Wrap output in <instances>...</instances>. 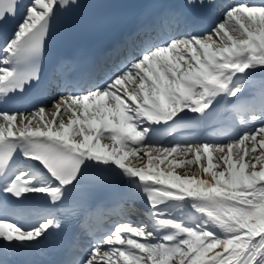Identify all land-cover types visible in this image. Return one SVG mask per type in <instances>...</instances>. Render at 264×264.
Here are the masks:
<instances>
[{
	"label": "snow or ice",
	"instance_id": "6c2138e0",
	"mask_svg": "<svg viewBox=\"0 0 264 264\" xmlns=\"http://www.w3.org/2000/svg\"><path fill=\"white\" fill-rule=\"evenodd\" d=\"M82 6L0 0V22L19 14L0 46V105L52 100L0 110V257L32 250L62 227L50 212L28 223L30 201L61 205L95 169L144 199L147 219L116 222L65 264H264V0L223 6L209 28L191 16L212 0H186L187 11L163 14L115 71L99 76L87 64L74 69L75 82L60 83L59 68L45 74L43 61L59 19ZM169 18L183 30L157 31ZM220 109L238 126L235 135L157 146L160 129L171 135L186 122L206 124Z\"/></svg>",
	"mask_w": 264,
	"mask_h": 264
},
{
	"label": "rangeland",
	"instance_id": "374dc122",
	"mask_svg": "<svg viewBox=\"0 0 264 264\" xmlns=\"http://www.w3.org/2000/svg\"><path fill=\"white\" fill-rule=\"evenodd\" d=\"M53 97H55V96H53ZM46 102H47V104L48 105H51V103H52V100L49 98V100H46ZM29 111H31V110H29ZM103 142H105V143H111V141H103ZM224 142H228L227 140H225ZM175 155V158L176 159H181V157L179 156V155H176V154H174ZM172 157H170V159H171ZM189 158H191V157H189ZM130 160H131V163L133 164V165H135V166H142L143 165V163L145 162V161H143V160H140L139 158H130ZM162 168H163V166H162ZM165 170H167V169H165ZM186 171V170H188L187 168H181V169H176V172H179V171ZM191 171H196V167L195 166H192L191 167ZM147 218H142L140 221H142V220H146ZM134 222H136V220H131L130 221V223H132V224H134ZM136 224V223H135Z\"/></svg>",
	"mask_w": 264,
	"mask_h": 264
},
{
	"label": "bare ground",
	"instance_id": "6f19581e",
	"mask_svg": "<svg viewBox=\"0 0 264 264\" xmlns=\"http://www.w3.org/2000/svg\"><path fill=\"white\" fill-rule=\"evenodd\" d=\"M226 114H227V115H225V121H226V123H227V122H230V121H231V120H230L231 117H230V114H229V113L226 112ZM202 137H210V136H209V135H205V134H203ZM184 172H185V171H184ZM184 172L181 170V171H179V172H177V173L183 175ZM139 198H141V197H139ZM141 199H142V198H141Z\"/></svg>",
	"mask_w": 264,
	"mask_h": 264
}]
</instances>
